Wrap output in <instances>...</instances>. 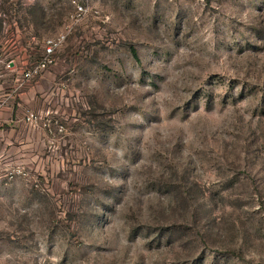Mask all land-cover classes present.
I'll list each match as a JSON object with an SVG mask.
<instances>
[{"label": "rangeland", "instance_id": "1", "mask_svg": "<svg viewBox=\"0 0 264 264\" xmlns=\"http://www.w3.org/2000/svg\"><path fill=\"white\" fill-rule=\"evenodd\" d=\"M67 26L0 264H264V0H0V111Z\"/></svg>", "mask_w": 264, "mask_h": 264}, {"label": "crops", "instance_id": "2", "mask_svg": "<svg viewBox=\"0 0 264 264\" xmlns=\"http://www.w3.org/2000/svg\"><path fill=\"white\" fill-rule=\"evenodd\" d=\"M53 77L50 74H43L39 77L35 78L31 82H27L26 90L22 91L19 95L21 100L22 110L25 114L29 113H39L41 114V99L44 98L45 94L52 90L53 86ZM44 86H49L48 90L43 92ZM20 106L19 103L16 104L17 109L15 110V104L11 102L9 105H5L0 111V121L5 122L6 126V136L4 139L0 138V146H4L5 150L8 153V157L11 158L12 161L20 160L23 157L27 159H32L41 162V122L38 125L30 124L24 121H18V107ZM8 110L10 112H3L2 110ZM38 126V127H37ZM21 130H29V131H36L37 133L34 136L28 134V141L32 145V139L34 137L37 138V146L38 149L36 152H29V153H21V144L19 143V136ZM3 131L0 128V137L2 136ZM23 143V142H22ZM29 145V147H31ZM27 147L26 143L22 144V147ZM19 147V148H18ZM21 147V148H22ZM1 165V163H0ZM8 168V165L2 168L0 166V172Z\"/></svg>", "mask_w": 264, "mask_h": 264}, {"label": "built area", "instance_id": "3", "mask_svg": "<svg viewBox=\"0 0 264 264\" xmlns=\"http://www.w3.org/2000/svg\"><path fill=\"white\" fill-rule=\"evenodd\" d=\"M79 12H83L82 7H78ZM70 34L69 27H65L61 33H59L55 38L48 39L44 45V51L42 57H40L29 69H27L22 74V79L24 82H31L35 78L43 74L48 68H50L55 63V55L60 51L64 44L67 41V38ZM36 117L29 113L26 115L27 123L38 125L39 123L35 122ZM16 174H20L17 172ZM15 177L14 172L4 171L0 172V183L2 182H11Z\"/></svg>", "mask_w": 264, "mask_h": 264}, {"label": "trees", "instance_id": "4", "mask_svg": "<svg viewBox=\"0 0 264 264\" xmlns=\"http://www.w3.org/2000/svg\"><path fill=\"white\" fill-rule=\"evenodd\" d=\"M9 62H11V60Z\"/></svg>", "mask_w": 264, "mask_h": 264}]
</instances>
